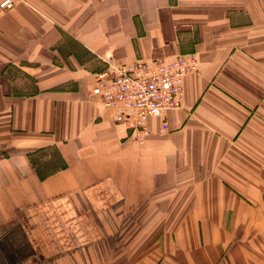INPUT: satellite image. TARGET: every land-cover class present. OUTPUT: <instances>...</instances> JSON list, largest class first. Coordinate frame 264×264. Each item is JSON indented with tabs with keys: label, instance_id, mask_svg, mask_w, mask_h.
Masks as SVG:
<instances>
[{
	"label": "crops",
	"instance_id": "0c3cea01",
	"mask_svg": "<svg viewBox=\"0 0 264 264\" xmlns=\"http://www.w3.org/2000/svg\"><path fill=\"white\" fill-rule=\"evenodd\" d=\"M3 0H0V3ZM0 8V264H264V0ZM195 56L144 144L108 68Z\"/></svg>",
	"mask_w": 264,
	"mask_h": 264
},
{
	"label": "built area",
	"instance_id": "2783aa9c",
	"mask_svg": "<svg viewBox=\"0 0 264 264\" xmlns=\"http://www.w3.org/2000/svg\"><path fill=\"white\" fill-rule=\"evenodd\" d=\"M14 6V0L0 3L3 10ZM106 61L108 68L96 75L93 94L101 97L104 109L115 112L117 122L141 144L151 135L150 119L162 120V131L168 130V113L183 107L184 80L200 69L195 56H181L170 63L154 60L121 66Z\"/></svg>",
	"mask_w": 264,
	"mask_h": 264
}]
</instances>
